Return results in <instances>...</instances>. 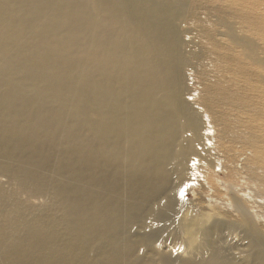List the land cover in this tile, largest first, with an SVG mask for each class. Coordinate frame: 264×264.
I'll return each mask as SVG.
<instances>
[{"label":"bare ground","instance_id":"bare-ground-1","mask_svg":"<svg viewBox=\"0 0 264 264\" xmlns=\"http://www.w3.org/2000/svg\"><path fill=\"white\" fill-rule=\"evenodd\" d=\"M195 6L0 0V264H264V216L240 205L250 190L224 212L192 186L219 155L213 130H229L213 115L240 111L222 95L244 96L258 46ZM247 128L264 144V122ZM222 233L241 257L217 250Z\"/></svg>","mask_w":264,"mask_h":264},{"label":"rangeland","instance_id":"rangeland-1","mask_svg":"<svg viewBox=\"0 0 264 264\" xmlns=\"http://www.w3.org/2000/svg\"><path fill=\"white\" fill-rule=\"evenodd\" d=\"M195 14L201 20L213 22L219 34L223 35L225 27L223 24L233 22L237 26H242L246 34L258 46V56L261 63H254L250 59H244V64L248 67L245 82L249 86L244 91V96L240 98L238 87L232 86L230 90L222 95L227 98L232 106L230 112L239 106L240 111L231 115L215 113L213 117L231 119L229 130L220 132L213 130V151L217 150V159L211 160L203 166L199 173V179L194 186L198 191V196L205 201L207 196L214 198L213 204L216 211H226L234 195L239 196L247 189L253 195L252 200H241L240 205L244 211H257L258 216H264V170L256 168L251 170L248 167V160L254 158L259 162H264V144L259 141L250 143L247 141V133L241 134L248 129L247 124L258 125L264 122V110L260 109V103L264 105V83L259 77V73L264 71V0H196ZM216 23V25H214ZM233 75L239 76L232 71ZM236 81V79H234ZM219 96H215L213 102L218 103ZM222 99V98H221ZM244 108L242 111V100ZM253 109H260V112H253ZM244 112V115L242 114ZM229 133L228 137L221 139V136ZM202 184V186H200ZM179 199L185 206V210L196 201L191 190L183 189L179 192ZM201 202V203H202ZM225 206V209H224ZM263 211V212H258ZM264 219V218H263ZM220 236V237H219ZM220 238V239H219ZM217 250L225 252L232 258H239L242 255V243L235 235L222 233L216 237ZM220 243V244H218Z\"/></svg>","mask_w":264,"mask_h":264}]
</instances>
